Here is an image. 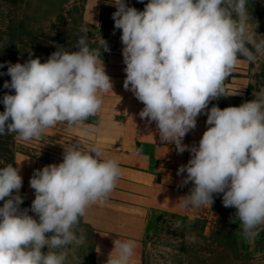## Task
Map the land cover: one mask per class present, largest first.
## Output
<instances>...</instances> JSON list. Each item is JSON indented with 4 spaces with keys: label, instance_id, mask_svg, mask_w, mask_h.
<instances>
[{
    "label": "clouds",
    "instance_id": "obj_1",
    "mask_svg": "<svg viewBox=\"0 0 264 264\" xmlns=\"http://www.w3.org/2000/svg\"><path fill=\"white\" fill-rule=\"evenodd\" d=\"M110 3L114 29L122 33L123 87L144 105L139 117L155 122L161 144L190 152L177 171L187 174L181 186L192 184L182 206L212 205L214 194H222L223 206L236 209L241 237L254 241L264 230V91L238 107L208 108L229 95L224 82L241 59L255 63L264 56L250 0H148L142 11L125 0ZM88 31L80 29L76 51L57 46L43 63L30 53L26 62L8 64L11 79L3 87L14 94L3 96L0 135L40 139L45 129L78 127L101 110V94L113 88L101 49L110 48L101 36L92 47ZM202 114L207 128L198 146L185 145ZM61 146V163L33 171L30 209H21L20 168L0 167V264H67L69 247L85 242L79 224L86 210L115 189L118 159L105 157L99 146ZM113 245L105 264H130L135 241Z\"/></svg>",
    "mask_w": 264,
    "mask_h": 264
},
{
    "label": "rangeland",
    "instance_id": "obj_2",
    "mask_svg": "<svg viewBox=\"0 0 264 264\" xmlns=\"http://www.w3.org/2000/svg\"><path fill=\"white\" fill-rule=\"evenodd\" d=\"M125 2L142 11L148 0ZM101 8H105L106 25L100 20ZM96 10L98 16L93 18ZM115 11L110 0H0V27L14 31L18 63L26 62L30 53L31 58L39 57L43 63L57 46L76 51L75 42L82 27L89 30L92 47L97 46L100 36L107 41L110 51L101 49L102 59H105L122 34L121 30L114 29L112 14ZM249 12L253 26L258 24L257 33L264 35V0H250ZM224 87L229 95L210 101V107H238L253 100L254 93L264 91V56H259L255 63L241 59L225 80ZM91 122L92 116L83 124L84 135L68 132L58 124L45 129L40 139L24 141L16 136L11 149L14 156L25 154L59 164L63 160L61 145L79 142L85 148L92 146L88 129ZM189 186L190 189L191 182ZM213 200L211 221L151 211L146 224L143 264H264V230L254 241L244 240L239 223L233 222L236 209L223 206L222 194H214ZM31 203L23 201L21 209H30ZM29 214L38 219L34 213ZM79 229H83L85 242L80 247H69L67 264H96L92 229L82 219Z\"/></svg>",
    "mask_w": 264,
    "mask_h": 264
},
{
    "label": "crops",
    "instance_id": "obj_3",
    "mask_svg": "<svg viewBox=\"0 0 264 264\" xmlns=\"http://www.w3.org/2000/svg\"><path fill=\"white\" fill-rule=\"evenodd\" d=\"M92 16L97 17L98 11ZM122 48L120 39L115 49L103 59L113 92L101 94L102 108L92 116L91 126L88 125L92 146H99L105 157L118 159L121 168L115 189L102 203L91 205L82 218L93 232L96 264H105L115 239L135 241L130 264H143L147 218L153 210L208 221L214 216L210 204L200 208L182 206L180 198L189 193L190 186H181L187 174L178 176L177 171L181 165L187 164L190 152L178 154L174 144H161L155 122L149 123L139 117L144 105L123 87L126 65ZM206 120V115L197 117V127L185 136V145L198 146L207 128ZM62 128L84 135L83 125L69 127L62 124ZM49 164L53 163L30 155H16L15 167L20 168L19 174L23 179L20 189L23 201L32 202L35 198L29 184L33 171Z\"/></svg>",
    "mask_w": 264,
    "mask_h": 264
},
{
    "label": "trees",
    "instance_id": "obj_4",
    "mask_svg": "<svg viewBox=\"0 0 264 264\" xmlns=\"http://www.w3.org/2000/svg\"><path fill=\"white\" fill-rule=\"evenodd\" d=\"M105 8H101V23L105 24L104 19ZM14 31L10 27H0V64L4 67H0V112L4 111V105L2 103L3 96L8 94H14V90L5 89L3 87L5 81L10 82V76L7 73V66L9 63H18V51L15 43ZM210 109V105H208ZM16 143V135H0V167H4L7 164H13L15 167V158L11 146ZM9 155V156H8ZM0 206H3V201H0Z\"/></svg>",
    "mask_w": 264,
    "mask_h": 264
}]
</instances>
